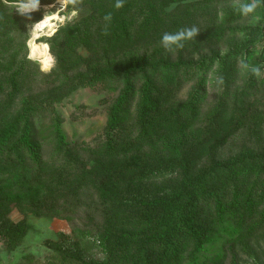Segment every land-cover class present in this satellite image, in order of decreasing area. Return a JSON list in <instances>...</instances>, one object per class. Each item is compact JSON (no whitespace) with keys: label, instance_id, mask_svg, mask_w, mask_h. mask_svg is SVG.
Here are the masks:
<instances>
[{"label":"trees","instance_id":"trees-1","mask_svg":"<svg viewBox=\"0 0 264 264\" xmlns=\"http://www.w3.org/2000/svg\"><path fill=\"white\" fill-rule=\"evenodd\" d=\"M76 1L71 9L102 2ZM138 1V13L129 3L121 25H127L125 15L138 14L143 25L153 26L157 34L170 23L182 30L181 23L194 12L208 15L219 0H200L185 13L164 10L169 0ZM257 2L262 19L255 32L240 49L224 56L182 58L178 63L149 55L119 61L110 56L114 47H108L98 61H88L81 72L70 73L74 63L70 54L89 34L77 24L47 40L57 66L45 74L27 47H19L13 38L25 24L38 23L41 15H20L0 0V241L6 249L16 250L25 238V230L9 219L10 212L21 207L36 216L81 222L85 228L81 239L93 238L104 256L86 261L79 253L55 249L60 256L57 264H201L212 235L235 242L260 231L264 153L199 169L243 119L254 115L264 120V107L258 109L264 100V67L253 63L261 45L264 53V0ZM242 17L227 13L221 22L215 19L208 43L241 33L231 27ZM71 43L75 45L69 49ZM240 65L249 78L244 88L235 89ZM210 80L218 97L201 120ZM191 81L197 84L186 101L170 102L159 90L174 86L176 92ZM97 88H101L99 105L74 106V111L81 118L85 112L106 111L107 126L94 145L79 147L72 139L74 123L67 130L61 110L75 93ZM104 90L113 92L115 99L102 95ZM131 118L135 123L128 128ZM46 126L49 136L43 135ZM157 181H167L166 191L174 190L162 199L142 200L140 193L129 199L128 194ZM112 187L123 191L110 194Z\"/></svg>","mask_w":264,"mask_h":264},{"label":"rangeland","instance_id":"rangeland-1","mask_svg":"<svg viewBox=\"0 0 264 264\" xmlns=\"http://www.w3.org/2000/svg\"><path fill=\"white\" fill-rule=\"evenodd\" d=\"M1 1L8 7L13 8L20 15H32L34 13L41 15L38 23L25 24L21 27L23 31L13 37L15 39L14 43H18L19 47H27L29 57L31 56L30 42L35 32L34 29L46 16L57 15L59 18L61 17L59 21L54 23L55 32L52 36L58 31L67 30L77 24L83 25H81L80 29L84 34V29H88L89 34L83 37V42L70 54L69 59H73L74 61L69 67V70L73 71L70 73L81 72L83 68L81 65L88 63V61H98L99 54L104 49H108V47H114L115 50L110 56L117 58L119 61L136 56L149 55L157 59L178 63L182 58H185V60H197L201 57H212L217 54L224 56L235 49H240L250 39L249 35L255 32L259 21L262 19L257 0H219L212 4L208 15L207 13L204 14L203 12L205 11L202 12L201 10L194 12L188 20L181 23L182 30H178L180 25L176 27L170 23L156 34L153 26L147 28L143 25L142 18L138 14H135L134 17L125 15L127 25H121V14L126 12L130 4L132 10L136 11L141 6V2L138 0H102L98 6L86 5L84 8L76 6L74 9H71V6H75L76 0ZM198 1L200 0H169L166 1L162 8L172 13H185L189 6ZM118 3L121 5L120 7H117ZM61 5H66V8ZM252 5L255 6L252 12L244 11L245 6ZM227 13L243 14L241 21L236 24L232 23L231 27V29L239 30L241 33H231L229 37L219 43H208L212 39L209 37L210 30L214 28V25H217V20L215 19L221 22V19ZM87 24L91 25L90 28L85 26ZM192 29L196 30V35L189 40L183 41V47L173 46L172 48H165L163 46L162 37L164 34H176L180 31ZM49 32L50 29L48 28L40 32L42 38L38 40V44H46L49 47L46 43L52 37L47 36ZM74 45L71 43L68 48L71 49ZM260 47L261 50H257L253 63L254 66L263 65L264 67L261 57H264L263 46L261 45ZM49 54L51 56V66L49 69H43L40 59H32L39 63L40 70L45 74L52 73L57 66V61L51 54L50 48ZM259 75L261 76V73ZM262 77L264 78V75ZM248 78L247 72L240 65V74L235 89L244 88ZM256 79L258 80L257 77ZM196 84V82L191 81L182 88L180 87L176 92L174 86L170 91L163 86H160L159 90L170 98V102L176 98L180 101H186L191 89ZM180 89L181 91H179ZM208 90L209 98L203 107L201 120H204L209 114L218 97L215 82H211L210 80ZM100 91L101 88H97L94 91L91 89L81 90L75 93L61 110L66 129L68 130L69 123H74L75 134L72 135V139H74V143L79 147L86 144H95L98 137L106 129L107 112L102 106L101 108L105 113L101 111L95 114L85 112L84 117L81 118L77 114V111H74V106L81 109L98 106L100 103L99 97H101L99 96ZM112 93L104 90L102 95H108L112 99H115V95ZM263 107L264 100L261 101L258 109ZM71 114L74 115L73 119L70 117ZM82 119H86V121L82 122ZM133 123H135V118H131L128 128ZM50 130V126H46L43 135L49 136ZM249 153H264V120L261 118L254 119V115L243 119L242 125L235 134L225 140L218 150H215L209 157H206L200 164L199 169L205 168L213 162H227ZM85 157L89 159L90 154L85 152ZM166 183L167 181H164L163 184L162 181L150 183L147 186L139 188L140 192L128 194V197L129 199H136L135 194L140 193L139 195L142 197V200L165 198L167 194L174 190L170 188L167 192L166 187L168 184ZM142 189L147 191H143ZM118 191L122 193L123 189L117 187L109 189L110 194L118 193ZM9 219L21 226L25 230L26 235L21 246L13 251L6 249V246L0 241V264H57L60 256H56L58 253L55 249L66 253L69 250L73 254L79 253L86 261H100L104 258L101 250L94 247L93 238L88 239V241L81 239V234L85 230L81 222L73 224L50 216H36L26 207L14 208L9 214ZM62 235L66 237L64 240L61 239ZM200 263L264 264V227L260 231L242 237V239L240 238L235 242L229 241L224 236L212 235L210 242L204 246Z\"/></svg>","mask_w":264,"mask_h":264},{"label":"bare ground","instance_id":"bare-ground-1","mask_svg":"<svg viewBox=\"0 0 264 264\" xmlns=\"http://www.w3.org/2000/svg\"><path fill=\"white\" fill-rule=\"evenodd\" d=\"M28 10V9H27ZM61 18V17H60ZM57 15L48 16L43 19L35 27V32L33 38L30 42V58L38 60L40 59L43 69H49L51 66V56L49 54V47L46 44H38V40L42 38L40 32H43L45 29H50L48 37L52 36L55 32V22L59 21L60 19ZM36 59V60H37Z\"/></svg>","mask_w":264,"mask_h":264},{"label":"clouds","instance_id":"clouds-1","mask_svg":"<svg viewBox=\"0 0 264 264\" xmlns=\"http://www.w3.org/2000/svg\"><path fill=\"white\" fill-rule=\"evenodd\" d=\"M121 5L118 3L117 7H120ZM254 5L252 6H245L244 11L245 12H252L254 9ZM196 35V30H184L180 31L176 34H164L162 37V44L165 48H172L175 47H183V41L189 40L193 38V36Z\"/></svg>","mask_w":264,"mask_h":264},{"label":"built area","instance_id":"built-area-1","mask_svg":"<svg viewBox=\"0 0 264 264\" xmlns=\"http://www.w3.org/2000/svg\"><path fill=\"white\" fill-rule=\"evenodd\" d=\"M65 4V3H64ZM61 6H63L64 8H66V5H61Z\"/></svg>","mask_w":264,"mask_h":264}]
</instances>
